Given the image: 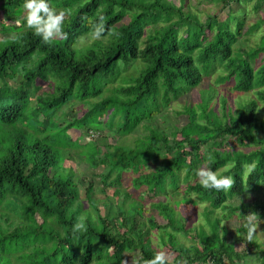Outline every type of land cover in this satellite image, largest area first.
Returning a JSON list of instances; mask_svg holds the SVG:
<instances>
[{
  "label": "trees",
  "instance_id": "1",
  "mask_svg": "<svg viewBox=\"0 0 264 264\" xmlns=\"http://www.w3.org/2000/svg\"><path fill=\"white\" fill-rule=\"evenodd\" d=\"M221 1L228 5L226 17L208 14L202 20L186 8V0L179 5L169 0H50L51 6L66 11L67 36L45 43L24 23V0H0L1 11L20 22L0 28L6 33L0 39V264H123L127 246L139 249L136 264H143L157 253L144 242L160 231L155 214L165 220L175 252L169 264L249 263L245 249L231 248L228 226L222 222L227 220L247 239L246 221L233 220L239 217L230 214L242 215L249 208L264 213V200L230 204L264 186V119L257 117L258 104H264V37L248 50H233L238 37L257 29L261 20L247 24L244 10L230 8L231 2L245 0ZM127 10L128 21L123 22ZM101 17L108 31L93 39ZM149 25L152 30L144 38ZM85 35L91 39L78 43ZM255 58L257 67L252 64ZM219 63L225 73L218 75L217 83L233 81L236 91L254 90L252 98L239 104L235 114L223 100L221 117L207 108V99L187 105L185 124L170 134L146 125L149 133L138 137L134 147L112 144L103 150L84 145L91 167L101 156L108 172L117 173L123 183L122 173H134L126 186L140 200L120 202L114 216L104 208L108 195L96 196L91 180L85 199L80 198L77 186L83 181L75 179L65 160L81 145L59 151L62 132L87 133L98 128V116L107 115L108 127L116 124L121 136L131 133L171 99L200 85ZM12 80L18 83L14 90ZM48 84V92H39ZM73 99L87 109L65 124H55L58 112ZM196 130L199 138L177 139L179 132L191 135ZM233 137L243 147L228 146ZM200 166L232 177L233 185L228 190L203 188L199 180H190ZM100 179L104 193L109 185L114 187L104 175ZM117 191L114 187L113 195ZM150 193L163 195L156 213L145 206L153 201ZM181 204H201L207 228L195 225V233L187 234ZM81 220L87 230H74ZM181 231L183 240L175 238ZM253 242L252 254L264 264V245L257 238Z\"/></svg>",
  "mask_w": 264,
  "mask_h": 264
},
{
  "label": "rangeland",
  "instance_id": "2",
  "mask_svg": "<svg viewBox=\"0 0 264 264\" xmlns=\"http://www.w3.org/2000/svg\"><path fill=\"white\" fill-rule=\"evenodd\" d=\"M176 5H179L180 0H169ZM256 5V7H255ZM56 8L58 11L61 10V8L52 6ZM186 8L188 10L195 12L200 19L204 20L205 17L209 15H218L221 18H225L227 15L228 5L224 4L221 0H213V1H207V0H186ZM230 8L232 10L242 9L244 10V13L246 14L247 18V24L250 22H256L257 19H260V25L257 29L252 30L250 33H243L240 35L237 39V42L234 44L233 50H235L236 47H244L246 50L249 48L255 47L256 44L261 43L264 35V0H245L242 2L234 3L231 2ZM25 9H23V14H25ZM129 10H127L126 15L123 17V22L128 21V14ZM67 15V14H66ZM20 22L18 20H14L10 17V15L4 14L1 11L0 8V28L3 26V28H6L7 26H17ZM152 30V26H147V28L144 30L143 37L150 33ZM208 36L210 35L209 31L207 32ZM6 35L4 33V30L0 29V39L3 38ZM83 38V41L90 40L91 37L89 35L82 36L78 43H81V39ZM206 38V35H204L203 39ZM56 40H61L62 37H55ZM104 40H106L104 38ZM259 63V60L257 58L253 59L252 64L254 67H257ZM225 69L222 63H219L216 65V67L211 70V72L208 73V76H206L203 79V82L193 88H190L187 90L186 93H182L179 95L177 99H171L170 103L165 106L161 107L160 111L158 113L153 114L151 120L143 119L139 125L135 127V129L124 136H121L117 130H116V124L112 127L107 126V115H102L97 117V123L99 124L98 128H92L88 129L87 133H84L82 130L79 129H69L67 131L62 132L57 139L61 140V144L59 146V151L66 150L67 147H75L77 144H80L81 147L74 149L71 155L69 154V157L65 160L66 166H71L74 169L75 179H82L83 185L77 186L79 190L80 198L85 199V190H86V184L88 183V180H91L93 184V190L96 194V196L104 197L105 194L108 195V198L105 199L104 208L105 211L108 209L112 215H116L118 206L120 202H129L130 200H140L139 196H136L134 192H131L130 188H128L126 185H131V179L135 175L131 171H127L121 174L122 179L125 183H123L122 180H118L117 173H109L108 167L106 164L101 162L102 157H99L100 163L96 167H91L86 162L84 153L82 152L84 150V145H100L101 148L104 150L106 146L111 147L112 144H126L130 146H135L136 139L138 137H142L145 134L149 133V129L146 127L148 125L149 127H158L166 134H170L171 130L175 127H180L183 124H185V121L188 118L187 113L185 112V106L192 105L196 106L198 102L203 101V99H207V108L208 109H214L216 113L221 117L224 106H223V100L226 105V107H229L231 110V113H236L237 107L239 104L244 103L245 101L249 100L254 95V90L249 92H240L236 91L233 86V81H225V82H218L217 83V77L220 74H224ZM11 87L16 89L18 87V83L16 80L10 81ZM50 90V84L47 85V87L40 88L39 92H48ZM34 89L32 88L31 93L34 94ZM33 97V96H31ZM87 109V105L79 102L76 99H73L70 103L63 106V109L59 111L58 117L56 118L57 125H62L67 123L69 120H71L73 117L80 116L85 110ZM257 117L264 119V104L259 103L258 104V111H257ZM118 116L114 119V122H118ZM94 129V130H93ZM96 129V130H95ZM94 131V132H93ZM96 131V132H95ZM188 131L179 132L177 134V139H182L186 135H189L193 138H199L200 132L196 130L194 134H188ZM208 133L202 134L201 138H206ZM229 143L227 144L230 147H243V143L239 141L238 139L230 138L228 139ZM102 153H100L101 155ZM98 156V155H97ZM163 157V156H162ZM184 161L187 163V158L184 159ZM200 166L199 168H201ZM145 169L148 171L150 169V165L147 164ZM249 168L246 169V172ZM101 175H104L107 182H110L116 189L118 190L116 195H113V189L114 187H107L106 192L104 193L102 191L103 188V182L100 179ZM79 177V178H77ZM199 180V177H190V180ZM200 181V180H199ZM84 187V188H83ZM169 192H172L169 190ZM141 194H144L142 192ZM153 198V201H148V203L145 204L147 210H149L152 213H156L157 209V200L161 199L163 195L152 194L150 193ZM176 198H178V195H174ZM173 197V198H175ZM147 199V197L145 196ZM144 198V199H145ZM194 198V197H193ZM256 198L260 202L264 200V186H262L257 192H249L246 191L243 194L235 197L234 199H231L230 204L232 205H239L241 202L245 204H249L252 202V199ZM86 205V201L84 202ZM103 208V211H104ZM180 212L185 215L188 218V226H187V234H194L195 233V225L201 224L205 228H207V225L205 223L204 216L201 214L202 206L201 204H197L195 206L189 205V204H181L179 206ZM155 219L157 224L160 226L157 230H160L159 232H153L151 236L149 237V240L145 238L144 242L146 246L154 249L155 251L164 250L168 254V261H171L172 258L175 256V252L172 251L170 248V245L168 243V237H167V231L165 232V227L163 224H165V220L155 214ZM231 217L238 216L239 218H232L239 219L240 221H246L248 217H254L260 221V224L258 225V228L256 229L257 235L256 238L264 245V231L262 230V224H264V213L261 209H257L256 211L249 208L242 215H239L238 212L231 213ZM222 224L227 225V238L229 240L228 243H230L231 248L234 249V251L240 252L242 249H245L248 252V256L245 258L249 263L248 264H261L257 256L252 254L255 252L256 247L254 245L253 240L248 241L244 237L243 232H238L235 229L230 228L227 220L222 222ZM186 235L184 232H179L175 238L179 240H183V238ZM226 238V240H227ZM187 244H190L189 241H187ZM125 261L123 264H136L138 258L141 257V254L139 252V249L135 246H127V250L125 252ZM227 263V261H225ZM237 264H243L241 261H238Z\"/></svg>",
  "mask_w": 264,
  "mask_h": 264
},
{
  "label": "clouds",
  "instance_id": "3",
  "mask_svg": "<svg viewBox=\"0 0 264 264\" xmlns=\"http://www.w3.org/2000/svg\"><path fill=\"white\" fill-rule=\"evenodd\" d=\"M25 11L24 23L35 34L39 35L45 43H52L55 37L66 38L64 32V21L66 11L57 10L52 7L50 0H24ZM108 31L103 17L94 27L91 35L93 39H101L103 34ZM83 43V38L81 39ZM94 132V131H93ZM96 132V131H95ZM196 175L205 189L228 190L233 185V178L230 176H218L216 171L210 167H201L197 169ZM259 220L254 217H248L244 227L247 229L246 236L248 241L256 238ZM74 230L86 231L87 227L83 220L74 225ZM143 264H169L168 254L164 250L158 251L151 259L143 261Z\"/></svg>",
  "mask_w": 264,
  "mask_h": 264
}]
</instances>
